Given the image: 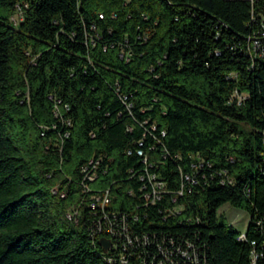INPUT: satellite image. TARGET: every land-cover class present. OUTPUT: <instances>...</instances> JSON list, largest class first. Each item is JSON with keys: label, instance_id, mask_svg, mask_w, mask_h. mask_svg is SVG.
Returning <instances> with one entry per match:
<instances>
[{"label": "trees", "instance_id": "16d2710c", "mask_svg": "<svg viewBox=\"0 0 264 264\" xmlns=\"http://www.w3.org/2000/svg\"><path fill=\"white\" fill-rule=\"evenodd\" d=\"M263 32L264 0H0V264H264Z\"/></svg>", "mask_w": 264, "mask_h": 264}, {"label": "built area", "instance_id": "2783aa9c", "mask_svg": "<svg viewBox=\"0 0 264 264\" xmlns=\"http://www.w3.org/2000/svg\"><path fill=\"white\" fill-rule=\"evenodd\" d=\"M263 40H264V34H262L261 37H256L255 38V42H256L258 47H260V45L264 46V41ZM139 155L141 156L142 153L139 152ZM90 164L92 165V167L94 168L95 171L92 172L91 174H89L86 178H88L89 181L92 182L96 178L97 170L99 169V164L98 163H94V161H90ZM149 180H150V183L153 186V196H155V197L160 196L162 194V192L165 190V185L162 182L157 181L155 176H151L149 178ZM97 201L100 203V206L102 208H104L107 204L110 203L109 192H107L103 197L97 198ZM75 211H76V209H75ZM75 213L77 214L78 211H76ZM69 218L71 219V217H69ZM108 223L111 225V221H109ZM110 227H111V230L107 231L106 235H112L115 232V229L112 226H110ZM107 238H109V237H107ZM109 240L110 241H108V242L111 243V246H110L108 251L118 247V243H116L115 241L113 242L114 239L112 240V238H109ZM128 240L130 241V243H129V245H130L132 243L131 242L132 240H131L130 237L128 238ZM120 260H121V262H123L125 264L126 263L128 264V262H129L124 254H121Z\"/></svg>", "mask_w": 264, "mask_h": 264}, {"label": "rangeland", "instance_id": "374dc122", "mask_svg": "<svg viewBox=\"0 0 264 264\" xmlns=\"http://www.w3.org/2000/svg\"><path fill=\"white\" fill-rule=\"evenodd\" d=\"M73 208L75 209L76 206H73L71 209ZM218 216H222L229 225L233 226L240 232L246 231L250 221V215L247 211L229 204L224 205L218 210Z\"/></svg>", "mask_w": 264, "mask_h": 264}, {"label": "water", "instance_id": "95a60500", "mask_svg": "<svg viewBox=\"0 0 264 264\" xmlns=\"http://www.w3.org/2000/svg\"><path fill=\"white\" fill-rule=\"evenodd\" d=\"M101 244L103 245L105 251L108 252V250H109V248L111 246V243L106 242V241L103 240V241H101Z\"/></svg>", "mask_w": 264, "mask_h": 264}]
</instances>
